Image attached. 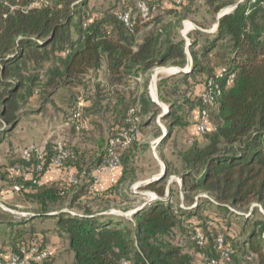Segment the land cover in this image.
Wrapping results in <instances>:
<instances>
[{"label": "trees", "instance_id": "1", "mask_svg": "<svg viewBox=\"0 0 264 264\" xmlns=\"http://www.w3.org/2000/svg\"><path fill=\"white\" fill-rule=\"evenodd\" d=\"M32 1L0 0V144L6 142L10 131L5 126L17 120L20 100L33 95H45L48 99L57 88H74L88 72L100 69L103 76L97 77L94 83L97 92L93 91L88 100L83 98L84 93H73L71 98L76 96L73 109L83 99L81 120L87 127L88 120L83 117V112L100 110L106 99L102 100L100 96L103 92L108 101L106 111L115 131L111 135L128 127L126 118L131 108L140 118L141 130V114H148L158 107L143 88L132 98H127L125 88L137 77L146 76L147 80L156 66H186L185 40L178 35L177 29L181 21L189 17L193 1L184 0L178 4L175 0H160L156 10L160 15L142 25L134 16L132 29L118 18L126 9L136 10L131 6V0H121L122 9L118 12H113L109 6L102 10L88 9L87 0H47L46 4L26 9ZM203 1L207 11L215 17L224 6H236L218 19L215 31L194 29L188 33L191 66L185 72H179L188 88L189 81L193 88L200 83L204 87L209 80L222 87L220 97L209 109V119L215 128L200 134L203 144L193 142L178 153L181 182L177 192L184 202L194 201L187 206L180 200L173 202V182L168 181L172 171L167 166L163 177L143 186L157 198L138 207L130 218L109 214L108 208L94 212L89 207L84 212L74 211L72 206L77 195L74 194L68 207L65 199L79 184L82 173L87 176L85 181L90 182L91 168L107 156L108 145L104 148L99 145L101 151L90 154L88 164L68 148L72 156L60 166L50 162L54 153L52 146L51 150L44 151L40 172L36 170L38 159L35 154L29 160L19 154V159L11 161L6 168L7 179L20 185L17 192L35 202L38 208L32 216L18 220L17 225L6 218L8 213L1 212L0 223L10 229L5 240L10 252L32 244L48 249L45 230L34 233L31 242L19 241L30 223L51 218L54 222L52 230L72 255V260L65 264H122L123 261L126 264H195V255L199 264H204L205 257L218 258L226 247L231 248L230 260L237 253L235 245L226 237L213 234L203 222L195 223L191 217L202 198L233 213L248 211L253 204L264 209V0L252 3L250 0H233L228 4ZM168 16L172 17L170 22H164L162 18ZM48 62H52V66L46 67ZM222 68L225 69L224 77L220 79L216 74ZM229 73L234 77L226 84L225 77ZM161 82L159 92L163 87ZM159 98L163 100V95L159 94ZM197 98L196 105L200 110L199 93ZM194 106L191 104L190 108ZM178 107L172 103L166 113H160L164 119L173 117L172 126L182 124L181 118L175 116ZM155 113L153 111L152 116ZM101 137L98 138L101 140ZM136 141L137 138L120 153L119 178L103 190H89L99 196V200L121 196L120 186L129 173L128 159ZM51 168L59 171L58 177L42 180ZM71 173L76 174V183L70 182ZM184 225L188 229V238L197 249L195 252L186 251L181 243L171 239L172 234ZM14 228L19 229L16 239L13 238ZM263 230V224L254 223L245 240L254 264H264ZM196 232L204 237L202 245L194 237ZM48 251L44 260L30 264H50L52 255ZM4 255L0 248V256Z\"/></svg>", "mask_w": 264, "mask_h": 264}, {"label": "rangeland", "instance_id": "2", "mask_svg": "<svg viewBox=\"0 0 264 264\" xmlns=\"http://www.w3.org/2000/svg\"><path fill=\"white\" fill-rule=\"evenodd\" d=\"M136 1L131 0L132 7L135 6ZM192 1L193 7L190 9L189 17L182 20L177 29L178 35L184 38V40L188 38V33L184 36L182 32L187 23L191 24V26H193V23H199L209 28L215 20V15L207 11L203 0ZM231 1L233 0H214L215 4H228ZM106 6L112 7L113 12H118L122 9V2L121 0H87L88 9L102 10ZM229 6L230 4L224 6L222 9H226ZM133 12L135 20L139 21L141 25L149 20H154L160 15L155 12L150 19H144L139 16L137 10ZM219 13L220 11L216 16ZM170 18L172 17H163L162 20L170 22ZM144 27L143 30H146L150 25ZM50 66H52V62L46 63V67ZM166 67L175 66H156L150 71V76L147 80L146 76H141L138 78L139 80L132 79L131 82H128L127 87L125 86L127 88H125L127 98H132L142 88L146 90L147 96L155 102L158 109L153 108L148 114H141V130L137 141L131 147L132 152L128 159L129 173L120 186L121 196L116 195L115 198L104 197L103 200H99V196L97 197L94 192H89V190L91 191L89 188L90 182L85 181L87 176L82 173L79 178V184L73 188L68 198L65 199L66 207L70 206V203L72 204L71 198L75 194L77 196L72 206L74 211L84 212L88 207L93 212L108 208L109 214L130 218V215L125 216L123 214L157 198L154 192L144 189L143 186L147 184L144 183V180H149L161 172L162 165L165 168L169 166L172 171L168 177V181L169 183L173 182V202L176 203L180 200L187 206L194 201L184 202L182 195L177 192L179 183L181 182L179 175L181 164L178 153L193 142L198 144L204 143L203 137L195 134L197 94L200 91V86L198 87L199 84H197L192 88V81H189L190 86L188 88L179 72L164 71L162 68ZM102 76L103 72L101 69L98 72H88L79 82L78 86L74 88L59 87L56 93L48 99H45V95H33L19 101V109L16 111L17 120L5 126V128L9 127L10 131L6 142L0 145V191L8 190L3 195L0 194V203L10 210L5 211L0 207V216H2L1 212L8 213L9 215L6 218L14 220L13 224L17 225L18 220L23 217L32 216V213L36 212L38 208L35 202L24 198L22 193L14 191L12 189L14 182L7 179L8 173L6 168L10 166L11 161L14 162L19 159V154H21L22 150L27 147L34 148L37 150L36 152L51 150L52 146L60 142L67 148L75 151L81 160H84L83 162L88 164L91 162V158H89L90 154L100 152L101 148L99 145L102 144L101 147L104 148L108 143L109 139L113 136L111 132L115 131L112 129L113 125L111 126L112 119L110 114L106 111L108 101L105 93H100L102 100L106 98L101 103L100 110H96L93 113H89L88 111L83 112V117L88 120L86 129L77 131L72 123L73 102L76 97L71 98L72 94L76 93V95H79L84 93L85 96L83 98H87L86 100H88L95 91L97 92L94 89L95 80L97 77L101 79ZM135 81H137L136 84H134ZM160 82V85L163 87H161L159 92ZM104 94L105 96L102 97ZM159 94L163 95V100L159 98ZM172 103L176 104L177 107L179 106L175 112V116L181 118V125L172 126L170 124L173 117L164 119L160 115L163 110L166 113ZM191 104L195 106L190 108ZM153 111L156 112L154 116H152ZM93 120L97 122L98 126L94 125ZM169 127L170 130L168 131ZM99 136H102L101 140L98 138ZM153 141H156L154 147L151 144ZM122 151L120 150V153ZM95 168L94 166L91 170ZM89 176L91 179V175ZM192 198L193 195L191 196ZM191 220L195 223L197 221L203 222L213 234H221L235 245L237 253L226 264H254V258L248 255L245 240L254 223L259 222V224L264 225V209L259 204H253L248 211L237 210L236 213H233L218 208L215 204L209 203L205 201V198H202ZM52 222L53 220L49 218L35 220L32 224L30 223L24 234H21L23 238L19 242H31L33 239L32 235L39 230L50 231L53 226ZM15 228L19 227L16 226ZM15 228L13 230L14 234H11L16 239L19 229ZM9 233L10 229H7L5 223H0V244H3L2 240L5 242ZM52 237L55 240L54 245H57L58 249L52 251L48 247L52 255L49 261L50 264H65L70 261V253L67 252L63 240L59 236L56 238V235ZM261 237L264 242V230ZM171 239L181 243L186 251L195 252L197 250L193 242L188 238L186 225L179 228L175 234H172ZM47 242H50V235L49 237L47 236ZM198 259V256L195 255V264H199Z\"/></svg>", "mask_w": 264, "mask_h": 264}, {"label": "built area", "instance_id": "3", "mask_svg": "<svg viewBox=\"0 0 264 264\" xmlns=\"http://www.w3.org/2000/svg\"><path fill=\"white\" fill-rule=\"evenodd\" d=\"M159 1L160 0H152L151 4H148L144 0H139L136 2L135 8L141 18L150 19L151 16L156 12L157 3ZM183 1L184 0H175V2L178 4L182 3ZM241 1L243 0H239V2ZM254 1L255 0H250V3ZM42 3L46 4L47 0H33L30 4L25 6V8L29 9L31 7H38ZM118 18L123 22V24L126 27L132 29L134 23L133 22L134 12L132 8L122 11L118 15ZM84 25H86V22L84 23ZM215 29H216V25H213L210 31H214ZM182 32L183 35L185 36L186 32L184 31ZM185 40H186L185 47L187 49L189 45V39L185 38ZM224 71H225L224 68L219 69L217 71L216 77L220 79L223 78ZM233 77L234 74L229 73L225 77V83L226 84L230 83ZM221 93H222L221 85L213 80H209L199 92V99L202 104V108L199 110L198 118L196 122V130L199 134H204L210 129L215 128V126L212 124V122L209 119V109L217 102ZM83 104H84L83 99H80L72 114V123L74 124V127L77 131L82 130L86 127L85 123L81 120V109L83 107ZM126 121L129 124L128 127L121 129L116 135L112 136L109 139L107 143L108 145L107 156L103 159V161L100 164L96 166L95 168L96 173H91L90 189L94 192L104 189L99 174H107L108 176H110V181L114 182V177L112 174L114 170L118 166H120V150L126 148L131 142H133L138 137L140 133V126H139L140 118L135 113V110L133 108L129 109ZM155 144L156 141L152 142L153 147ZM53 148H54V153L51 156L50 162L54 166L62 165L69 157L72 156L69 149L60 142H57ZM36 151L37 150H35L32 147H27L24 150H22L21 157L25 160H29L32 154H35L38 159L36 170L40 172L43 170L44 151H38V152ZM11 170H13V168H11ZM69 180L72 183H76L77 181L76 174L71 173L69 175ZM20 188H21L20 185H14L12 187L14 191H18ZM181 206L183 205L181 204ZM194 237L199 245H202L204 243V237L199 232H196ZM218 243L219 244L222 243L221 239H218ZM48 254H49L48 249L39 248L38 246L32 244L26 247H21L20 251L10 252L7 256H0V264H30L31 262H41L48 256ZM230 254H231V248L226 247L221 251L220 256L218 258L205 257L204 264H224L230 261ZM122 264H126L125 261H123Z\"/></svg>", "mask_w": 264, "mask_h": 264}, {"label": "crops", "instance_id": "4", "mask_svg": "<svg viewBox=\"0 0 264 264\" xmlns=\"http://www.w3.org/2000/svg\"><path fill=\"white\" fill-rule=\"evenodd\" d=\"M239 2V1H238ZM234 5L235 4H232V5H230L229 7H227L226 8V10H231L232 8H234ZM164 6H169V5H164ZM223 10V9H222ZM218 16V15H217ZM217 16L215 17V20H214V22H213V24L209 27V28H202V27H200V26H198L196 23H193V26L194 27H191V28H189L187 31H186V33H189L190 31H192V30H194V29H197V30H201V31H205V32H213V31H210V29H211V27L213 26V25H216V21H217ZM216 28H217V25H216ZM215 31V30H214ZM139 40V39H138ZM191 66V65H190ZM189 66V67H190ZM138 78H140V77H137L136 79L137 80H139ZM200 86V91H201V89L203 88V83L201 84H199L198 85V87ZM198 113H199V110L197 109V118H198ZM197 118H196V121H197ZM195 128H196V124H195ZM195 134L196 135H199L200 136V134L197 132V130H196V132H195ZM7 140V139H6ZM154 142V141H153ZM5 143V142H4ZM4 143H2V144H4ZM2 144H0V145H2ZM152 144V143H151ZM121 169H122V167L121 166H118L115 170H114V172H113V177H114V181H116L118 178H119V176L121 175ZM94 171V172H93ZM91 173H96L95 172V169H92L91 170ZM58 175H59V171L57 170V169H55V168H51L50 170H48L44 175H43V177H42V180H44V181H46V180H49V179H53V178H56V177H58ZM99 176H100V180H101V183L103 184V186H104V189L107 187V186H109L112 182L110 181V176H108L107 174H99ZM145 181V180H144ZM143 182V181H142ZM140 183V182H139ZM6 193V192H8V190H1L0 191V194L1 195H3V193ZM5 208H7V207H5ZM3 210H5V209H3ZM6 211V210H5ZM52 225L54 226V222H52ZM53 226H52V228H51V230L53 229ZM48 231L45 235L46 236H48L49 237V235H50V242L48 243V247L52 250V251H54L55 249H58V247H57V245H54L55 244V240L53 239V235H56V238H58V235H57V233L55 232V231ZM55 238V239H56ZM2 243L3 244H0V248H1V250H3L4 251V256H7L9 253H10V251L8 250V245H5V242H4V240H2ZM64 243V242H63ZM72 260V255L70 254V261ZM70 261H68V262H66V263H69Z\"/></svg>", "mask_w": 264, "mask_h": 264}, {"label": "water", "instance_id": "5", "mask_svg": "<svg viewBox=\"0 0 264 264\" xmlns=\"http://www.w3.org/2000/svg\"><path fill=\"white\" fill-rule=\"evenodd\" d=\"M235 6H236V4L234 5V7H235ZM228 11H229V10H226V9H223V10L220 11V13H219L218 16H217L216 25H217V23H218V19H219L222 15H224L225 13H227ZM186 53H187V64H186V66H185L184 68L173 67V68H174L173 72H185V71L189 68V66L191 65V57H190V54H189V52H188V49H186ZM163 113H164V110H163ZM164 175H165V166L162 165V170H161V172H160L159 174L155 175L153 178L144 181V183H148V182H150V181H153V180H155V179H158V178H160V177H163ZM143 205H145V204H143ZM0 207H2V208L5 209V210L10 211L9 209L5 208L1 203H0ZM137 210H138V208H136L135 210L130 211V212L126 213V214H123V213H122V214L125 215V216H129V215H131L132 213H134V212L137 211Z\"/></svg>", "mask_w": 264, "mask_h": 264}, {"label": "bare ground", "instance_id": "6", "mask_svg": "<svg viewBox=\"0 0 264 264\" xmlns=\"http://www.w3.org/2000/svg\"><path fill=\"white\" fill-rule=\"evenodd\" d=\"M192 26H191V24H189V23H187L186 24V27H185V30H184V32H186L189 28H191ZM164 71H168V72H171V71H173L174 70V68L173 67H166V68H162ZM154 97H156V96H154Z\"/></svg>", "mask_w": 264, "mask_h": 264}]
</instances>
